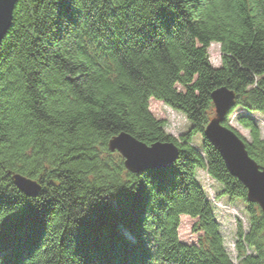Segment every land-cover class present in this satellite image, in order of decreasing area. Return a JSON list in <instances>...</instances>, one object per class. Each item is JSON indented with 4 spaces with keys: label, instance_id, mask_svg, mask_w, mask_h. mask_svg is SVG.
Returning <instances> with one entry per match:
<instances>
[{
    "label": "trees",
    "instance_id": "trees-1",
    "mask_svg": "<svg viewBox=\"0 0 264 264\" xmlns=\"http://www.w3.org/2000/svg\"><path fill=\"white\" fill-rule=\"evenodd\" d=\"M222 87L236 97L224 124L264 167V126L238 114L248 140L229 123L240 107L264 115V0H19L0 45V264H264L263 212L204 134ZM151 100L190 130L167 133ZM122 132L173 142L179 157L130 172L108 149ZM199 170L247 202L237 262ZM182 216L195 219L196 242L180 239Z\"/></svg>",
    "mask_w": 264,
    "mask_h": 264
},
{
    "label": "water",
    "instance_id": "water-1",
    "mask_svg": "<svg viewBox=\"0 0 264 264\" xmlns=\"http://www.w3.org/2000/svg\"><path fill=\"white\" fill-rule=\"evenodd\" d=\"M19 0H0V45L12 26L13 12ZM235 93L226 87L212 93L215 116L205 129V136L218 149L230 173L247 188V199L257 203L264 215V167L253 159L244 140L224 124L230 109L235 105ZM111 152H118L124 159V166L133 173L144 170H160L172 165L179 157V147L173 142H155L148 145L122 132L108 142ZM15 184L28 196L35 197L41 185L22 174H13Z\"/></svg>",
    "mask_w": 264,
    "mask_h": 264
},
{
    "label": "rangeland",
    "instance_id": "rangeland-1",
    "mask_svg": "<svg viewBox=\"0 0 264 264\" xmlns=\"http://www.w3.org/2000/svg\"><path fill=\"white\" fill-rule=\"evenodd\" d=\"M210 61L214 67H220L221 65V50L220 44L212 43L209 48ZM150 109L157 118L165 119L167 121L166 132L179 138L182 134L186 133L192 127V124L187 118L163 102L151 100ZM248 114L255 119L261 128L264 126V115L260 113H250L244 109L237 108L231 115L229 123L235 127L246 139H250L249 132L239 126L235 121L238 114ZM194 145L197 148L202 147V136L196 134L193 139ZM115 158L121 156L118 152H113ZM197 178L205 193L213 204L216 218L221 226V232L225 240V246L229 251L231 257L237 262L236 253V240H237V224L240 220L244 226H248V205L247 202L240 198H231L227 195H222L223 186L217 181L209 177L205 170H199ZM195 219L188 216L181 217V225L179 228V237L186 243L196 242L198 239V233L193 231V225Z\"/></svg>",
    "mask_w": 264,
    "mask_h": 264
}]
</instances>
